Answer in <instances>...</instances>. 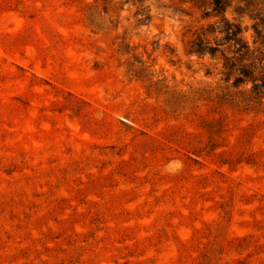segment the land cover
<instances>
[{"label":"rangeland","instance_id":"rangeland-1","mask_svg":"<svg viewBox=\"0 0 264 264\" xmlns=\"http://www.w3.org/2000/svg\"><path fill=\"white\" fill-rule=\"evenodd\" d=\"M206 7L0 0V264H264V109L187 54Z\"/></svg>","mask_w":264,"mask_h":264},{"label":"trees","instance_id":"trees-1","mask_svg":"<svg viewBox=\"0 0 264 264\" xmlns=\"http://www.w3.org/2000/svg\"><path fill=\"white\" fill-rule=\"evenodd\" d=\"M181 2L207 6V18L216 19L196 32L187 54L208 59L219 69L227 90L236 91L231 101L264 109V0H237L233 19L226 15L232 8L228 0ZM245 18L250 26L243 27L240 21Z\"/></svg>","mask_w":264,"mask_h":264}]
</instances>
